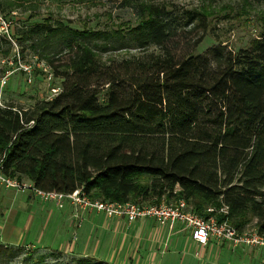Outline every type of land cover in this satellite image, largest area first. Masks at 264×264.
I'll use <instances>...</instances> for the list:
<instances>
[{
  "label": "trees",
  "instance_id": "trees-1",
  "mask_svg": "<svg viewBox=\"0 0 264 264\" xmlns=\"http://www.w3.org/2000/svg\"><path fill=\"white\" fill-rule=\"evenodd\" d=\"M121 7L139 18L126 38L142 52L127 58L96 56L102 31L61 21L17 29L61 82L30 107L0 106L1 171L35 189L82 188L103 201L184 199L238 229L256 219L264 235V29L246 48L193 53L201 36L188 35L206 31L203 13L178 16L155 0Z\"/></svg>",
  "mask_w": 264,
  "mask_h": 264
},
{
  "label": "rangeland",
  "instance_id": "rangeland-1",
  "mask_svg": "<svg viewBox=\"0 0 264 264\" xmlns=\"http://www.w3.org/2000/svg\"><path fill=\"white\" fill-rule=\"evenodd\" d=\"M1 1L5 5L2 15L10 21V25L9 37L0 35V77L7 72L10 74L5 84L0 86V106L11 104L30 107L39 100L50 99L60 87L61 79L53 74L51 67L32 48L31 41L21 39L17 34L19 28L25 29L43 21H61L78 30L102 31L105 39L98 40L91 46L96 56L103 61L127 58L142 52L127 41L126 30L138 23L139 18L132 8L121 7L122 0ZM155 2L165 5L178 16H183L185 11H197L205 15L206 31L202 32L200 27H197L188 35L190 40L201 36V41L193 53H201L207 47L219 43L228 49L246 48L264 29L261 21L264 5L253 0H155ZM183 49L185 50L184 46L181 50ZM149 50L155 48L150 47ZM161 230L162 239L167 235L169 241L167 240L161 250H157L155 260L151 259L153 252L146 256L150 257L148 264H264L259 251L243 248L232 250L214 247L209 252L206 249L201 259H197L193 256L192 250L181 247L182 242L176 248L174 244L169 243L170 236L175 232L169 233L164 228ZM180 231L187 235L186 230ZM184 234L179 238L183 239ZM1 241L2 238L0 264H77L78 260L83 258L89 259V264H121L120 261L108 262L89 254L60 252V257L56 258L55 254L59 253L57 250L3 244ZM123 263L135 264L132 260L126 259Z\"/></svg>",
  "mask_w": 264,
  "mask_h": 264
},
{
  "label": "crops",
  "instance_id": "crops-1",
  "mask_svg": "<svg viewBox=\"0 0 264 264\" xmlns=\"http://www.w3.org/2000/svg\"><path fill=\"white\" fill-rule=\"evenodd\" d=\"M22 182L27 184L23 190L0 185V238L3 244L89 254L121 264H125L124 259L135 264H148L150 252L154 253L151 259L155 260L157 250L169 241L167 235L162 239V230L151 218L127 224L122 218H108L102 213H81L82 220L76 225L73 208L66 201L59 205L43 202L31 182L23 179ZM180 230L175 229L169 243L176 248L182 242V248L192 250L188 233L185 235ZM181 234H184L183 239L179 238Z\"/></svg>",
  "mask_w": 264,
  "mask_h": 264
},
{
  "label": "built area",
  "instance_id": "built-area-1",
  "mask_svg": "<svg viewBox=\"0 0 264 264\" xmlns=\"http://www.w3.org/2000/svg\"><path fill=\"white\" fill-rule=\"evenodd\" d=\"M10 21L0 14V35L9 37ZM27 69V68H26ZM28 71L29 70H25ZM9 72L0 77V86L5 84ZM0 185L5 188L23 190L27 188L25 182L10 177L1 171ZM34 192L45 202L61 204L66 201L73 208V216L78 225L82 217L81 213L89 215L93 212L102 213L104 216L118 217L131 224L140 219L151 218L156 226L166 229L169 233L181 228L187 231L193 245L192 253L197 259H201L206 249L209 248H243L250 251H259L261 261H264V235L260 234L256 227V219H253L243 229L230 225L226 220L218 221L214 216L203 218L195 213L184 199L174 202H160L159 204H136L133 202H111L92 199L84 193L82 188H76L69 193L56 191H42L33 188ZM212 212V208H207ZM221 211L226 212V208Z\"/></svg>",
  "mask_w": 264,
  "mask_h": 264
}]
</instances>
